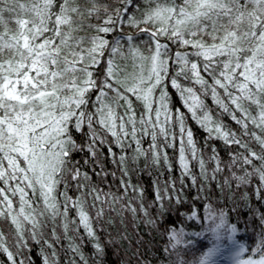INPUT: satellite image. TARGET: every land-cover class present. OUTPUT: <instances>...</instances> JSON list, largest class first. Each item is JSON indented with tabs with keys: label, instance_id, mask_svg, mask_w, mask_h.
<instances>
[{
	"label": "snow or ice",
	"instance_id": "1",
	"mask_svg": "<svg viewBox=\"0 0 264 264\" xmlns=\"http://www.w3.org/2000/svg\"><path fill=\"white\" fill-rule=\"evenodd\" d=\"M142 3L0 0V264H33V245L41 264H61L62 240L65 264H103L112 240L103 242L102 222L114 224L106 212L121 224L125 212L154 228L162 219L168 264H217L225 249L229 264H264V227L240 243L239 224L208 204L202 218L189 209L203 223L186 233L166 215H184L175 179H155L146 203L130 178L141 160L172 173L173 149L181 187L187 178L201 193L212 181L239 190L256 178L264 200V0ZM213 142L228 149L227 163ZM102 157L117 166L120 195L93 182L109 175ZM254 215L264 226V212Z\"/></svg>",
	"mask_w": 264,
	"mask_h": 264
},
{
	"label": "trees",
	"instance_id": "2",
	"mask_svg": "<svg viewBox=\"0 0 264 264\" xmlns=\"http://www.w3.org/2000/svg\"><path fill=\"white\" fill-rule=\"evenodd\" d=\"M144 7V4L141 0V8ZM141 109L138 108V112ZM197 141L200 144H203V135L199 131L196 133ZM217 145V151L221 156V159L225 163L228 161V149L223 145L222 142H213ZM258 150V146L253 145ZM106 151V150H105ZM169 156L173 163V172L168 173L166 168H145L144 161L139 162L140 171L134 172L131 175V181L133 184L141 186L145 191V201L150 202L153 199V181L157 178L163 181L165 179H175L177 182V188L181 191V199L184 201L183 206L180 207L181 215L177 219L178 213L175 210H172L166 215L171 216L172 220L176 221L175 228H183L186 233H193L196 231H202V220H188L187 216L190 215L189 209H194L197 212L199 217L205 215V206L210 204L213 209L216 211L223 210L228 215L229 223L239 224V231L237 233L238 237H242L240 243L245 245L252 242L255 239L256 233H259L261 228L264 227L260 224L259 219L254 215V212H264V200L257 199V185L258 180L253 178V182L245 187H242L239 190L225 188L223 191L216 186V182L212 181L211 183L204 184V192H199L200 185L193 186L191 181L186 178V186L181 187L179 184V168L176 164L177 153L173 149L167 150ZM210 151V149L206 150ZM77 160H80L83 163L84 154L81 153L77 157ZM104 163L105 170L109 173L108 177L105 179L103 177H98L93 175V182L103 191L111 190L113 193L120 195L119 190V178L120 173L117 169V166L111 162L110 159L105 157L101 158ZM136 167V166H134ZM211 167V166H210ZM84 171H88L92 175L93 164H88L84 167ZM116 172V178L113 179L111 176L112 172ZM238 174L240 170L237 169ZM194 174L197 175L199 179L198 169H194ZM228 173L218 174V180L222 183L225 176ZM203 183V182H201ZM264 191V189H261ZM247 192V200L242 199V195ZM70 194H75L74 189ZM135 194L129 190L128 196L125 197L124 203H127V200L134 196ZM91 200H89V204ZM135 205V201H133ZM166 205L174 209V201L169 204L165 202ZM119 208V205L116 206ZM252 209L253 211H250ZM111 216L114 219V224L109 225L106 222H102L104 230L100 232V235L103 237V242L107 243L109 239L112 240V243L107 244L106 252L103 257V264H137V253L140 254V259L146 260L147 264H168V260L162 257H166L167 254L163 252V249L168 243L167 235L165 234V229L159 227L163 223V220H158V225L156 228L147 226L143 220L144 218L138 214L137 218L134 220L130 212L124 213V223H120V217L116 216L114 212H106V218ZM152 216L156 219V213L153 210ZM247 223L248 227L245 229L244 224ZM173 225L169 224L168 228H172ZM46 238L50 239V232ZM62 235V233H60ZM69 235H74L69 233ZM127 237V238H122ZM80 238L86 240V237L83 236V231L81 230L80 237L75 240L76 243L80 242ZM203 243L207 244V240H204ZM196 245H194L195 247ZM210 246V245H209ZM68 241L62 240L61 244L57 245V252L59 254L61 264H65V261L68 259L69 253L67 251ZM85 255L92 256L93 250L91 243H85L82 245ZM32 257L33 264H41L40 257L38 255L39 246H32ZM50 251V250H49ZM189 261L192 260V256L189 255L185 257ZM172 259H175L173 256ZM90 264H92L90 260ZM217 264H229V257L227 254V249L224 250L223 254L217 257Z\"/></svg>",
	"mask_w": 264,
	"mask_h": 264
}]
</instances>
